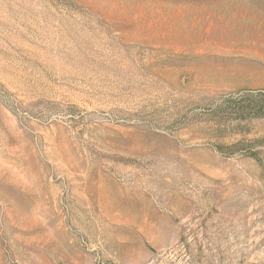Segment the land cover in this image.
Returning a JSON list of instances; mask_svg holds the SVG:
<instances>
[{
  "label": "rangeland",
  "instance_id": "rangeland-1",
  "mask_svg": "<svg viewBox=\"0 0 264 264\" xmlns=\"http://www.w3.org/2000/svg\"><path fill=\"white\" fill-rule=\"evenodd\" d=\"M262 105L264 0H0V264H264Z\"/></svg>",
  "mask_w": 264,
  "mask_h": 264
},
{
  "label": "trees",
  "instance_id": "trees-1",
  "mask_svg": "<svg viewBox=\"0 0 264 264\" xmlns=\"http://www.w3.org/2000/svg\"><path fill=\"white\" fill-rule=\"evenodd\" d=\"M252 106H253V107H254V106L256 107L257 104H254V102L251 101V102L249 103L248 107H249V108H252ZM261 110H262V111H260V112H264V105L261 106ZM263 114H264V113H263Z\"/></svg>",
  "mask_w": 264,
  "mask_h": 264
}]
</instances>
